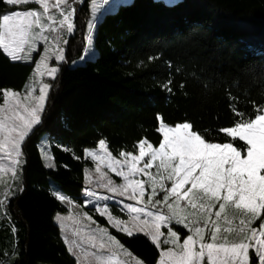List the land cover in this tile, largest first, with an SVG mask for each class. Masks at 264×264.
I'll list each match as a JSON object with an SVG mask.
<instances>
[{
	"label": "trees",
	"instance_id": "obj_1",
	"mask_svg": "<svg viewBox=\"0 0 264 264\" xmlns=\"http://www.w3.org/2000/svg\"><path fill=\"white\" fill-rule=\"evenodd\" d=\"M10 7L0 3V13ZM74 7L75 30L65 37V59L52 63L58 72L48 79L42 123L22 145L25 163L9 188L17 195L9 199L8 189L0 214V264H74L55 221L70 205L52 193L83 202L84 169L93 164L84 149L101 139L113 156L137 153L141 140L158 146L161 121L189 122L206 139L225 142L218 129L234 126L236 109L254 118L255 106H264V0L119 1L97 19L96 55L84 62L91 0ZM32 67L0 54V90L21 91ZM41 146L55 168L44 167ZM92 215L133 256L157 264L159 250L147 236L129 237ZM175 230L182 241L187 233Z\"/></svg>",
	"mask_w": 264,
	"mask_h": 264
},
{
	"label": "snow or ice",
	"instance_id": "obj_2",
	"mask_svg": "<svg viewBox=\"0 0 264 264\" xmlns=\"http://www.w3.org/2000/svg\"><path fill=\"white\" fill-rule=\"evenodd\" d=\"M83 2L0 0L6 7L11 6L0 13V54L10 61L29 62L42 42L44 54L36 62V72L43 76L41 68L44 67L54 78L58 68L48 67L49 59H65L60 44L68 41L63 39V34L74 32V5ZM108 2L101 0L94 11ZM92 3L95 5L96 0ZM27 4L36 7L19 8ZM91 27L92 24L87 35L90 47L85 49L88 55L93 51ZM50 39L55 42L54 52L49 50ZM50 87L43 83L31 106L20 102V93L0 90L3 101L0 103V161L9 160L13 183L25 163L22 145L42 123L41 114ZM34 91L30 88L25 99L31 98ZM230 107H234L231 101ZM255 107L254 118H244V113L236 109L234 115L240 118L233 121L234 126L218 129L230 138L225 142L206 139L189 122L172 127L163 121L157 129L162 134L158 146L141 140L136 145L137 153L120 151L118 156H113L101 139L99 146L103 155L84 149V158L91 159L99 174L94 182L90 170L84 169L85 203L110 228L129 237L136 233L147 236L160 250L158 264H264V106ZM237 141L242 144L237 146ZM40 151L47 160L53 159L43 146ZM102 166L122 178V183H116L108 172L102 171ZM44 167L52 169L56 165L46 163ZM4 170L0 163V172ZM97 189L108 194H100ZM52 194L62 204L74 203L66 195ZM16 195L9 189V199ZM4 204L0 200V205ZM112 204L119 212H126L129 219L115 215ZM67 212L66 216L58 214V217L76 225L70 231L78 240L68 235L63 237L67 251L75 256L74 264H130L127 257L132 254L110 233L109 227L100 225L88 211L79 220L74 218L71 208ZM173 225L187 230L182 242ZM12 231L15 232L14 227ZM136 264L142 261L137 260Z\"/></svg>",
	"mask_w": 264,
	"mask_h": 264
},
{
	"label": "rangeland",
	"instance_id": "obj_3",
	"mask_svg": "<svg viewBox=\"0 0 264 264\" xmlns=\"http://www.w3.org/2000/svg\"><path fill=\"white\" fill-rule=\"evenodd\" d=\"M119 1L125 2L127 0H109L108 4L103 5V7L100 8L99 11H94L95 8H97V7L100 6L101 0H96L95 5L92 3V0H91V13L92 14H91V18H90V20L88 22L85 49H87V48L90 47L88 45V43H87V35H88V32H89V25L92 24L91 31H92V35H93L94 25H95L97 19L100 17V15L103 12H105L106 10L113 9L115 7V5ZM164 1L170 3V2H174L175 0H164ZM4 12H6V11H4ZM93 21H95L94 24L92 23ZM66 35H67V33H64L63 34V39H65ZM63 44L64 43L61 41L60 47L63 48ZM48 46H49L50 52L56 51L55 42L52 41L51 39L49 40ZM91 47L93 49L91 55L86 54L85 49H84V52H83V55H82L80 61L84 62L85 60L91 59V58H93L96 55V50L94 49L93 45H91ZM44 48H45V45L42 42L41 43H38V50H37L36 53H33L32 60L29 61V62H33L32 70L30 71V73H29V75H28V77L26 79L25 85L21 89V91H16V92L20 93V102L22 104H27V105L31 106L35 102V98L39 96V88L42 87V84L43 83H48V79L52 78V77H50L47 74V69L44 68V67L41 68V71L44 72V75L43 76H40L36 72L35 65H36V62L40 59V56H42L44 54ZM23 62H25V61H23ZM53 62H59V61H56L54 59V57H50L49 62H48V67H56V66H54V64H52ZM30 88L35 90L33 92V96L31 98H29V99H25V97L27 96V92H28V90ZM169 126H171V125H169ZM172 127H174V126H172ZM161 136H162V134H161ZM93 151H96L98 155H103V152L100 150L99 144H98L97 148L93 149ZM47 161H48V163H50V160H47ZM0 163L3 164L4 169H5L3 172H0V200H4L6 202L7 192H8V189L10 188V186H11V182H12V179H13V175H12V170H11V167H10V162H9L8 159H4L3 161H0ZM86 168H88L90 170V172L92 174V179L95 182L98 179L99 174L95 172V165H94V163L92 164V166L86 167ZM102 171L108 172V174L110 176H112V178L116 181V183H118V184L119 183H122V178L116 177L106 167H103L102 166ZM153 171H155V169H153ZM84 186H86L85 185V179H84ZM94 186H95V184H93V187ZM97 191L100 194H108L106 192V190H103V189H97ZM161 195H163V194L161 193ZM83 199L84 200H83V202L81 204H78V203H75V202L73 204H69L70 205V208L72 209L73 216L77 220H79L82 217V214L85 211H88L89 214H92L93 213L91 211V205H87L85 203V198L84 197H83ZM117 199H123V198H119L118 197ZM145 199H147V196L145 197ZM126 202H131V201H126ZM111 207H112V209L115 208V210H117L115 204H112ZM3 212H4V205H0V214L3 213ZM113 213L115 215L120 216L121 219H125V220L129 219V217H128V215H127L126 212H123V213L122 212H119L120 215L117 214V213H115L114 211H113ZM58 214H59V216H66L68 214V212L67 213H58ZM58 214L55 215V221L58 223V225L60 227V231H61L62 238L65 235H68L70 239H77L78 240L79 238L78 237H73L72 234H71V231H70L71 228L76 227V225L73 224V221H71V220L61 221L59 219V217H58ZM236 222L238 223V219L236 220ZM82 223H84V222L82 221ZM61 224H64L65 225V227L63 229L61 228ZM256 224L258 225L259 224V221H257ZM102 226H104V225H102ZM105 227H107V226H105ZM175 227H180L183 230H185V232L187 233V230L184 229L182 226L173 225L174 230H175ZM162 231H165L166 232L167 229L166 228H162ZM73 247H75V246L73 245ZM77 254L80 255L78 249H77ZM127 259L130 261V264H136V261L139 260L138 258H136L133 255L131 257H127ZM139 261H141V260H139ZM41 264H44V263H41ZM142 264H144V263L142 262ZM157 264H158V261H157Z\"/></svg>",
	"mask_w": 264,
	"mask_h": 264
}]
</instances>
